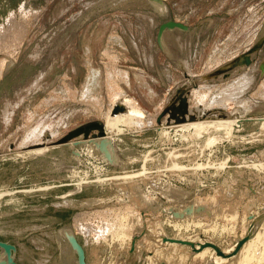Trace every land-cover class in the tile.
Masks as SVG:
<instances>
[{
	"label": "rangeland",
	"instance_id": "1",
	"mask_svg": "<svg viewBox=\"0 0 264 264\" xmlns=\"http://www.w3.org/2000/svg\"><path fill=\"white\" fill-rule=\"evenodd\" d=\"M162 1L165 7L151 0H0V42L10 44L0 49V56L9 57L0 77V240L16 246L17 264H76L63 229L73 230L76 219H89L93 211L126 204L150 210L145 222L134 221L142 229L117 246L81 234L87 264H127L132 241L144 249L132 255L135 263L149 256L153 264H211V252L200 255L163 236L209 240L225 251L250 228V215L264 211V44L250 65L202 79L256 43L264 32V0ZM169 18L189 30L166 29L160 44L158 28ZM23 24L19 36L16 28ZM103 49L118 51L117 70L131 73L132 82L117 80L120 94L141 98L149 113L179 81L188 84L192 106L199 86H210L201 88L208 100L246 76L243 90L225 107L242 121L224 136L223 128L170 129L164 126L168 112L160 123L150 114L144 126L125 124L115 136L121 165L104 162L84 144L73 145L85 139L82 133L62 142L89 121L105 124L111 112L104 83L110 60ZM91 71L96 74L89 90L95 97L84 99ZM217 107L208 106L201 119L220 114ZM44 127L51 138L41 135ZM215 134L223 138L213 140ZM44 145L51 147L34 152ZM189 203H204L210 213L177 219L162 211ZM263 225L264 219L257 228L264 235ZM256 245L247 246L248 264H264L263 244ZM244 249L222 264H240Z\"/></svg>",
	"mask_w": 264,
	"mask_h": 264
},
{
	"label": "bare ground",
	"instance_id": "2",
	"mask_svg": "<svg viewBox=\"0 0 264 264\" xmlns=\"http://www.w3.org/2000/svg\"><path fill=\"white\" fill-rule=\"evenodd\" d=\"M163 7H165V5ZM175 21H178V20H175ZM22 27L23 28H16V30H19V36L20 35L22 36L23 33H24V31L26 30V27H25L24 24H23ZM166 32L167 31L165 30L164 33H163V37H165V33ZM119 43L120 42H118V44ZM5 44L6 43L2 44V42H0V49ZM9 45L10 44L7 43L6 46H5V48L7 46H9ZM106 46H109V45H106ZM116 48H117V46H116ZM249 48H246L245 50H243V52L246 51V50H248ZM124 50H126V49H124ZM101 52L102 53H105L106 54L105 56H108V59L110 60L109 62H106V63L104 62L106 64L105 70H104V73H105V82L104 83H105V89H106L105 92H106V94H109V99H110V104H111L110 107H109V111H111L110 112L111 114L110 113H107L106 114V123H105L106 137L107 138H111L113 140V142H114V144L116 146V148H115L116 149V153H117L118 157H120L119 156V153H118V149L119 148L117 147V141L115 140L116 139L115 136L118 135L120 132H122L124 130V128L122 126H125V124H128V125L131 124L132 125L131 128L138 127L139 125L144 126L145 123H146V120H147L148 116L150 114H153V113H154V115H153L154 116V119H155V117L158 116L157 117V122H159L158 119H160V122H161V117L164 116V114H165V113H163V111H164L166 105L168 104L169 100L173 97V95H174L175 91L177 90V88L181 84H183L184 82L183 83L182 82L181 83L180 82L179 83L177 82L178 84L171 91L172 94L170 93L167 97H165V99L156 106V110L153 113H149L141 105L140 101L138 100V98L136 96L127 95V94H124L123 92L120 94V89L118 88L119 84L117 83V80L123 78V79H126V80H128V81L131 82V74H130V71L128 69L122 68V70H117V67H116V64H115L117 61L115 63L113 61L116 60L117 58H119V56H120L119 55V52L118 51H114L112 49H106L105 52H104V49H103V51H101ZM241 52H239V53H241ZM8 55L12 56L9 53H8ZM237 55H238V53L235 56H237ZM235 56H233V57H235ZM8 60H9V57L8 56H6V55L0 56V77H2V75L4 73V70H5L6 66H7V61ZM103 60H105V59H103ZM207 60H209V58H207ZM227 60H229V59H227ZM222 63H224V62H222ZM219 65H217V66H219ZM89 72H87V73H89ZM95 74H96L95 71H91V73L89 74V76L87 78L88 81H87V85H86V90H85V92L83 94L87 98H84V99H89V98L95 97V96L91 97L90 90H89V88L91 86L89 84L90 83L89 81H91V79H92L91 77L92 76H95ZM243 77L244 78H239L237 81L234 80L235 82L233 84L224 87V89L222 91L220 90L221 92H217V94H214L212 96H210L211 95L210 94L209 95L210 98H208V100H206V96H207L206 90H201V88H204V86H207V85L199 86L198 88L195 89V93L193 94L194 97H196L195 105H192L191 106V104L193 103V100H192V102L190 100L188 101V109H189V112L190 113H188V115L186 116V118L183 121H176V120H174L175 123H173L174 122V121H172L173 119L171 120V122L168 121L169 115L168 116H165L166 117L167 126L166 125H164V126L165 127H170V129L173 128V129H176V130L177 129H180V130H186V129L187 130H191V129H194V130L199 131V132H203V131L204 132H207V131H210L211 129L219 130V129L223 128L224 129L223 131L225 132L224 136H226V135L228 136L231 133L230 132V129H229L230 125L235 124L238 120H241V119H238V117H231L232 114H227L226 111H225V107L228 104V102L230 100H232L241 90H243L242 88L247 84V82H246L247 79L244 80L246 78V76H243ZM208 84H212V81L210 83H208ZM208 88H209V90H211L210 86ZM108 90H109V93H108ZM215 93H216V91H215ZM191 97H189V95H188V98H191ZM117 103H121L122 105L125 106L126 109H125L124 112L112 113V109L115 106V104H117ZM213 104H217L218 107L215 108V109L213 108V109L215 111H217V112H220V114H218V115H214L213 114L212 116L210 115L211 116V119H201L202 117L207 116V114H208L207 108L210 105L213 106ZM237 108L238 109H241V105H240V107L238 105ZM210 109H211V107H210ZM96 112H97V110H96ZM157 112L158 113L161 112V113L158 115ZM191 114L195 115V117L194 118H191L190 117ZM227 115H228V117H226L225 119L222 118V117H225ZM129 128H128V130H129ZM46 130H47V128L44 127V130L41 131V135L45 139L51 138V137H49L50 135H49V133L46 132ZM222 135H220V134L216 135L215 134V135L212 136V139L213 140H217L218 138H221ZM71 143L73 145H75L74 144V141H72ZM48 146L49 145H44L42 147L36 148L34 150V152H38V151L43 152L46 149H48V148L51 147V146H49V147ZM85 149L87 151H90L91 149H94V150H96V152H98L99 154H101L100 151L98 149H96V146L94 144L88 145ZM118 164L121 165V161H119ZM124 165H126V163H124ZM124 167H126V166H124ZM203 204L204 203H201V205H203ZM149 211L150 210H146V208L145 209H142L141 211H138L137 208L135 206H133L132 204H126L124 206H119V207H116V208H107V209H101V210L93 211V212H91L92 215L91 216L89 215V219L87 218V216L86 217L84 216L83 218L79 217L78 219H76L75 222L72 224V226L74 227L73 231H74V233L76 234L77 237L78 236H81V234H85L86 239L88 237V238L92 239V241H94L95 239L96 240H100L101 242L102 241H106L110 245L112 244V245H116L117 246L118 244H122L124 242H127L129 239L132 240V234H133L132 232H133V230H135V229H138V230L142 229V227L140 225H137V226L134 225V221L145 222V220H144L145 219V215ZM205 211L206 212L210 211V210H208L207 206H206V210ZM201 213H203V212H201ZM85 214H86V212H85ZM91 217L93 218V220L94 219H97L98 221L95 223L91 219ZM250 217H251L252 222H253V220H254L253 218L255 217V215H250ZM83 220H85L86 222H82ZM249 223H250V221H249ZM174 225L178 226L179 224L176 223ZM257 225H259V224H257ZM257 225H256L255 229L253 230V232L251 234L252 236L250 237V239L243 244V246L241 248L242 250H243L244 247L246 248V249H244L245 251L248 250L247 249V246H251L252 244L253 245H256L258 243V241L260 242V244H263V245H261L263 248L261 246H259V247H261L262 249H264V235L262 233L263 231L259 230L262 227L261 228H257ZM246 227L244 226L243 234L245 233ZM251 228H254V226H250V228L246 231V233ZM255 233H256V235H254ZM236 242H237V240H235L234 246H235ZM132 243L135 244V248H134L133 252H130V254L135 255V256H137L139 254L142 255L144 249L140 248V246L138 244H136L135 241H132ZM132 243H131V245H132ZM256 246H258V245H256ZM254 247L255 246H253V248ZM229 248H227L225 250V251H227L226 253H229L230 251H232L234 249V247L233 248L231 247L230 250H228ZM255 249L256 248H254V250ZM262 249H261V251H263ZM198 252H200V255H204V254L206 255L209 252H211V254H214V255H211L213 257V260H212L213 261L212 262L213 264H222L227 259L226 257H223L221 255H218L216 253V251L212 247H210V246H206L203 249L196 251L195 253H198ZM246 252L247 253H245V255L242 256L243 258H241L242 261L239 262L240 264H248L249 263L248 262L249 261V258L252 259V256H251L252 253H250V251H246ZM258 252L259 251H257V253ZM132 255H131V257H132ZM131 257L129 259L130 262H128L127 264H136L135 261H137V260L134 261V259H132ZM146 257H147V255H146ZM253 257H255V256H253ZM209 259H212V258L209 257ZM151 263H152V260H150V258L148 256L147 259H144L143 260V263L142 264H151ZM251 263H253V262H251Z\"/></svg>",
	"mask_w": 264,
	"mask_h": 264
},
{
	"label": "water",
	"instance_id": "3",
	"mask_svg": "<svg viewBox=\"0 0 264 264\" xmlns=\"http://www.w3.org/2000/svg\"><path fill=\"white\" fill-rule=\"evenodd\" d=\"M151 1L158 3L162 7L165 5V3L162 0H151ZM173 28L189 30V27L186 24L180 21H175L172 18H169L168 20L161 23L158 28L157 38L160 44H162L164 31L166 29H173ZM263 44H264V32L250 49L238 54L237 56H235L228 62L224 63L220 67L215 68L213 71L204 75L202 79L204 78L210 79L213 77H217L220 74H224V76H228L231 74V70L238 69L240 66L243 65H250L253 60L252 59L253 53H255L260 47H262ZM261 68L264 69V61L261 64ZM188 91H189V86L187 83L184 82L177 88L173 97L169 100L168 104L166 105L163 111V113H167V112L169 113V119H168L169 122H171V118H174V120L176 121H183L188 115V113H190L188 109V101H189L187 95ZM125 109L126 108L124 105H122L121 103H117L113 107L112 113L124 112ZM190 117L194 118L195 115L191 114ZM158 121L160 122V119H158ZM94 129H97L98 132H95ZM81 133L83 134L85 139L73 140L75 145L84 144L85 147H87L90 144H94L96 146V149L100 151L101 153L100 158L104 162L109 163L111 165H119L118 163L120 161V157H118L116 153V149H115L116 146L113 140L111 138L106 137L105 124H103L101 121L98 120L89 121L88 123L80 125L74 128L73 130L69 131L65 135V137L61 139V141L63 142V141L71 140L74 137L79 136ZM74 152L76 154L78 153L76 150H74ZM203 210H206V206L201 204L200 205L193 204V203H189L188 205L182 208L173 206L170 207L169 209H162L163 212L168 214L171 213L173 217L177 219H183L184 217L192 215L194 213H201L203 212ZM207 213H210V211H208ZM253 219L254 220L251 223V226H254V228H251L243 237L237 239L234 249L229 253L223 251V249H221V247L217 243L209 240H204L203 242H196L185 238L181 239V238L169 237V236H163V240L189 245L193 251H198L206 246H210L216 250V253L218 255H221L223 257H227V256L230 257L232 255L237 254V252L241 249L243 244L250 239V237L252 236L251 234L255 229L256 225L259 224L264 219V211L261 214L255 216ZM63 234L65 235L70 246L77 255L76 264H87L85 248L83 244L79 241L74 231L71 228H65L63 229ZM134 248H135V244L132 243L129 252H133ZM16 251L17 248L13 243L5 240H0V264H17V262L15 261ZM143 260L142 259L138 260L139 262L136 264H142Z\"/></svg>",
	"mask_w": 264,
	"mask_h": 264
},
{
	"label": "crops",
	"instance_id": "4",
	"mask_svg": "<svg viewBox=\"0 0 264 264\" xmlns=\"http://www.w3.org/2000/svg\"><path fill=\"white\" fill-rule=\"evenodd\" d=\"M167 32H169V31H167ZM166 36H167V35H166V33H165V37H166ZM149 62H150V59H148V65H149ZM151 63L154 64V59H153V57H152V59H151ZM130 74H131V73H130ZM131 82H132V81H131ZM179 82L181 83V81H179ZM179 82H178V83H179ZM178 83H177V84H178ZM177 84H175V86H176ZM125 85H126V86H129V84H126V83H125ZM175 86L173 85V87H175ZM127 92H128V91H127ZM128 93H129V92H128ZM130 93H131V92H130ZM168 93H169V92H168ZM168 93H167V94H168ZM151 94L156 95V94H157L156 90H153V89H152ZM165 97H166V96H165ZM137 98H138V97H137ZM138 100L140 101V103H141V105H142V101H141L139 98H138ZM163 100H164V98H163ZM163 100H162V101H163ZM162 101H161V102H162ZM161 102H159V103H161ZM159 103H158V104H159ZM158 104H157V105H158ZM157 105H156V106H157ZM142 106L145 107V105H142ZM156 106H155V108L153 109L154 111L156 110ZM145 109H146V108H145ZM146 110H147V109H146ZM147 111H148V110H147Z\"/></svg>",
	"mask_w": 264,
	"mask_h": 264
}]
</instances>
